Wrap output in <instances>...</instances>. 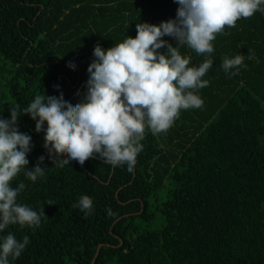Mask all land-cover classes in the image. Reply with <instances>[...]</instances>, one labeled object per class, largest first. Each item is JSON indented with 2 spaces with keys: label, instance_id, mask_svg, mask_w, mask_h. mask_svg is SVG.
<instances>
[{
  "label": "trees",
  "instance_id": "16d2710c",
  "mask_svg": "<svg viewBox=\"0 0 264 264\" xmlns=\"http://www.w3.org/2000/svg\"><path fill=\"white\" fill-rule=\"evenodd\" d=\"M178 7L174 0H0V118L37 95L85 102L95 46L106 51L135 38L139 23L174 20ZM212 44L213 53L200 55L177 45L189 67L213 61L202 77L208 86L194 91L203 105L181 109L166 132L146 127L132 172L99 156L60 167L44 148L46 123L37 133L36 120L18 117L34 146L11 187L23 183L16 202L43 208L45 217L0 232V244L8 234L29 241L9 264H91L99 245L94 264H264V11L225 27ZM237 54L243 64L225 72L224 59ZM41 156L45 171L33 182L25 172ZM83 196L92 200L87 214L78 206Z\"/></svg>",
  "mask_w": 264,
  "mask_h": 264
},
{
  "label": "clouds",
  "instance_id": "9594fccd",
  "mask_svg": "<svg viewBox=\"0 0 264 264\" xmlns=\"http://www.w3.org/2000/svg\"><path fill=\"white\" fill-rule=\"evenodd\" d=\"M174 2L179 5L176 19L159 26L139 23L135 38L127 37L106 51L95 46L96 59L87 69L90 75L85 102L72 105L62 94L37 95L22 112L17 104L10 108V119L0 118V232L16 224L21 228L36 227L45 217L43 208L37 213L16 202L18 193L25 188L23 183L11 187L18 173L27 169V156L32 149L31 137L18 130L20 115L37 121V133L46 123L44 148L50 157L55 154L54 160L60 167L73 160L82 166L99 156L113 167L127 164L132 172L146 127L154 134L166 132L179 118L181 109L203 105L194 91L208 86L209 82L202 77L213 61L207 59L198 68L189 67L190 57H182L177 45L186 44L198 55L211 54L212 42L225 27H235L241 18L249 19L257 11H264V0ZM164 36L174 38L176 46L163 40ZM165 47L167 52L161 54L158 50ZM248 58L253 59L254 54L250 52ZM243 61L244 55L237 54L225 58L222 68L228 72L239 68ZM43 160L41 156L37 166L25 172L29 180L35 182L44 174L45 169L39 166ZM78 206L87 214L92 200L83 196ZM28 243L27 237L20 242L8 234L0 244V264H9L10 256L18 258Z\"/></svg>",
  "mask_w": 264,
  "mask_h": 264
},
{
  "label": "water",
  "instance_id": "95a60500",
  "mask_svg": "<svg viewBox=\"0 0 264 264\" xmlns=\"http://www.w3.org/2000/svg\"><path fill=\"white\" fill-rule=\"evenodd\" d=\"M100 247H101V245H99V246L97 247V250H96V252H95V254H94V257H93V259H92V261H91V264H94L95 259H96V257L98 256V253H99Z\"/></svg>",
  "mask_w": 264,
  "mask_h": 264
},
{
  "label": "rangeland",
  "instance_id": "374dc122",
  "mask_svg": "<svg viewBox=\"0 0 264 264\" xmlns=\"http://www.w3.org/2000/svg\"><path fill=\"white\" fill-rule=\"evenodd\" d=\"M18 130H19V132H21V133H23V131L20 129V128H18ZM34 146V144L32 145V147ZM161 224H160V222L158 223V224H156V225H150V228L151 229H153V228H159V226H160Z\"/></svg>",
  "mask_w": 264,
  "mask_h": 264
}]
</instances>
